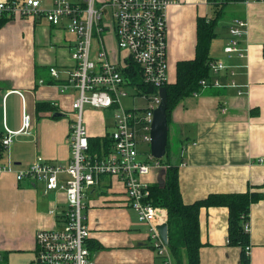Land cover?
Listing matches in <instances>:
<instances>
[{
	"label": "crops",
	"instance_id": "crops-1",
	"mask_svg": "<svg viewBox=\"0 0 264 264\" xmlns=\"http://www.w3.org/2000/svg\"><path fill=\"white\" fill-rule=\"evenodd\" d=\"M216 1L223 5L220 18L228 19L224 31H216L214 26L208 54L226 67L217 72L209 68L207 85L200 84L198 91L174 105L168 116L166 151L178 166L184 203L211 193H259L250 205L246 222L249 264H264V0ZM52 3L40 0L43 8ZM213 11L214 4L209 0H174L166 8L167 83L176 80L178 62L195 57L197 19H209ZM235 20L246 22L238 39L243 57L224 51L229 26ZM62 24L51 25L43 16L0 18V163L10 162L22 169L38 156L56 165L69 162L70 107L77 91L71 87L61 91V84L64 67L72 64L70 51L76 35L65 28V21ZM219 35L221 39L214 42ZM105 41L113 47L110 34L105 35ZM51 67L57 69V78L51 75ZM213 80L218 81L217 86L210 83ZM38 103L44 106L40 110ZM104 110L111 109L84 108L90 137L110 132L102 119ZM56 111L64 115L52 116ZM24 113L30 117L27 133L17 134L3 148L1 139L6 129L19 131ZM111 119L113 126V114ZM163 171L164 166L153 168L144 180L149 185L162 182ZM66 178L61 173L59 185ZM65 202L61 188L45 192L42 181H17L13 173H2L0 264H34L35 232L55 227ZM84 205L91 264H162L149 227L129 206L119 178L99 176L86 189ZM227 229V207L200 208L199 264H241V249L228 243ZM182 261L185 264L184 253ZM171 262L176 264L172 256Z\"/></svg>",
	"mask_w": 264,
	"mask_h": 264
},
{
	"label": "built area",
	"instance_id": "built-area-1",
	"mask_svg": "<svg viewBox=\"0 0 264 264\" xmlns=\"http://www.w3.org/2000/svg\"><path fill=\"white\" fill-rule=\"evenodd\" d=\"M171 3L174 0H53L51 7L43 8L40 0L0 1V18L43 16L54 26L65 21V28L76 35L70 51L72 64L64 67L61 84V91L68 87L77 91L70 107L69 162L56 165L38 156L22 169L10 162L0 163V175L10 172L17 181L39 180L45 192L61 188L65 193V208L56 216V226L35 232L34 264H91L84 198L86 189L101 175L115 176L123 183L129 206L149 227L157 256L162 264H172L168 246L156 229L166 222V210L150 202L149 183L144 180L153 168H162L151 156L149 144L153 112L160 102L158 89L167 83L166 8ZM245 26L242 20L229 26L230 37L224 47L227 54L244 56L238 39ZM106 34L113 37V47L105 41ZM225 67L219 59L209 62L214 72ZM50 73L58 77L55 67ZM207 81L202 79L200 84L205 86ZM210 83L218 85L217 80ZM145 87L155 90L149 92ZM126 96L141 97L147 103L142 108L126 107L121 104ZM86 106L112 110L113 130L107 134L110 145L106 152L89 151L90 136L83 115ZM29 125L30 117L24 113L22 128L6 129L2 147L7 148L17 134L27 133ZM61 173L67 178L59 185ZM243 226L249 231L248 222ZM244 250L249 256L251 246Z\"/></svg>",
	"mask_w": 264,
	"mask_h": 264
},
{
	"label": "trees",
	"instance_id": "trees-1",
	"mask_svg": "<svg viewBox=\"0 0 264 264\" xmlns=\"http://www.w3.org/2000/svg\"><path fill=\"white\" fill-rule=\"evenodd\" d=\"M214 4L213 16L209 19H197V45L193 59L180 61L177 64L176 80L165 84L167 92V119L174 105L183 97L200 89V81L209 77V62L212 58L208 49L215 35L216 25L223 11L222 3L209 0ZM241 1V0H225ZM224 3V1H223ZM264 54V53H263ZM146 88V87H145ZM152 92L153 87H147ZM38 103L37 109L43 108ZM110 145L108 135L90 137V152H106ZM164 166L162 182L149 185V200L166 210L168 225V249L176 264H183L182 253L185 254V264H199V210L201 207L225 206L228 209L227 241L241 249V264H249L250 257L245 254V246L249 244V231L244 229V222L249 220V208L252 202L259 198L258 192L211 193L205 198L184 203L178 183V166L170 161L168 151L164 157L157 159Z\"/></svg>",
	"mask_w": 264,
	"mask_h": 264
},
{
	"label": "water",
	"instance_id": "water-1",
	"mask_svg": "<svg viewBox=\"0 0 264 264\" xmlns=\"http://www.w3.org/2000/svg\"><path fill=\"white\" fill-rule=\"evenodd\" d=\"M160 96V102L154 109L153 118L150 128V152L154 158L161 159L167 148V136H168V119L166 112L167 105V92L164 86L158 89ZM64 114L61 112H53L52 116L61 117ZM158 234L162 241L168 244V225L167 222H163L156 226Z\"/></svg>",
	"mask_w": 264,
	"mask_h": 264
},
{
	"label": "rangeland",
	"instance_id": "rangeland-1",
	"mask_svg": "<svg viewBox=\"0 0 264 264\" xmlns=\"http://www.w3.org/2000/svg\"><path fill=\"white\" fill-rule=\"evenodd\" d=\"M106 13H108V9L105 10ZM107 16V15H106ZM228 19V17L226 16H222L220 19H218L216 25H217V30L216 31H224L225 29V22L226 20ZM94 35H96V33H94ZM221 39V36H217L214 40L215 41H219ZM168 78V76H167ZM139 79V76H137V80ZM147 103V101L143 98H140V97H136L135 99H131L130 96H126V97H123L122 100H121V104L123 106H128V107H131V106H134V107H144L145 104ZM111 114H112V111L111 110H104L102 111V119L106 122V125L107 126V129H109V131H112L113 130V126H112V123H110V121H112L111 119ZM110 125V126H109Z\"/></svg>",
	"mask_w": 264,
	"mask_h": 264
}]
</instances>
